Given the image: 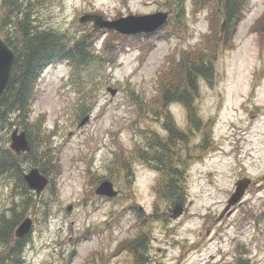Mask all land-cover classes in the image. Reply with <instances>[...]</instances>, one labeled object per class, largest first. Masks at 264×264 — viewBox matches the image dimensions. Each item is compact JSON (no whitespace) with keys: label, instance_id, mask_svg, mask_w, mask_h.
Instances as JSON below:
<instances>
[{"label":"rangeland","instance_id":"1","mask_svg":"<svg viewBox=\"0 0 264 264\" xmlns=\"http://www.w3.org/2000/svg\"><path fill=\"white\" fill-rule=\"evenodd\" d=\"M43 1L41 26L74 37L92 26L79 22L85 14L114 20L169 11L160 0ZM246 1V14L228 43L221 41L217 16L201 7L193 11L192 0H186V18L177 30L162 28L139 41L115 32L127 38L118 43L110 65L76 71L62 62L44 71L31 121L41 120L54 171L40 197L44 204L26 216L33 227L20 264H234L240 254L249 264H264V31L259 24L264 0ZM110 33L96 40L101 55ZM214 46V77L197 78L193 112L180 104L164 106V83L172 90L186 86L183 57ZM110 87L117 89L115 95ZM82 103L91 108L80 127ZM167 122L182 140L168 144ZM150 144L152 164L136 154L151 151ZM163 147H169L170 166L183 173L186 187L183 202L173 208L157 193L161 174L154 166L160 164L155 148ZM245 176L255 184L220 220L235 183ZM108 178L120 193L114 199L95 194ZM12 181L0 176V216L9 217L20 202ZM139 234L146 260H137L131 248ZM1 251L0 244V259H6Z\"/></svg>","mask_w":264,"mask_h":264},{"label":"trees","instance_id":"2","mask_svg":"<svg viewBox=\"0 0 264 264\" xmlns=\"http://www.w3.org/2000/svg\"><path fill=\"white\" fill-rule=\"evenodd\" d=\"M160 1L162 8L173 10V14L163 29L177 30L183 25L186 18V0ZM46 2L43 0H0V35L5 37L7 44L15 52L10 80L0 98V176L12 178L13 190L22 195L20 202L10 208L9 217L4 215L5 213L0 216V244L2 250L4 249V253L2 251L1 253L6 256V259H0V264L6 260L20 264V261L23 260L24 245L28 237L16 239L15 230L28 215L31 207L44 204V201L29 189L24 175L33 167L39 168L41 173L46 176L50 175V171H54L53 161L55 160L51 154V148L47 146L48 137L43 134L44 132L40 128L41 120H36L34 123L31 121L32 108L37 96V84L43 71L48 66L61 62H67L76 71L83 67L101 65L102 63L110 65L115 61L118 43L123 40V36L115 32L110 33L104 43V54L101 55L96 50V40L99 39V34L108 31H95L89 25L85 32L80 35L76 34L74 37V35H68L67 32L41 26L37 16L40 14L39 9ZM199 7L209 9L217 16L221 22V31L224 26L221 41L228 43L234 28L246 14L247 1L192 0L193 11L198 10ZM259 24L262 26L261 30L264 31V15ZM146 36L150 35H136L134 38L139 41ZM218 46H214L213 49L215 50L213 51L207 48L195 50L193 53L188 51V54L183 57L185 63L183 65L187 69L186 75L183 76L186 86L172 90L170 85L162 83L163 91L160 101L164 106L175 102L182 103L193 112V102L198 90L197 78L201 77L207 81L213 79ZM164 70V74L169 77L170 72L167 71V68ZM89 108L91 107L82 103L81 119L90 111ZM16 127L27 133L30 152L17 154L11 150L10 136ZM166 127L170 129L169 122L166 123ZM177 138L182 140L179 133H170L168 144ZM150 148L151 151L145 153L137 149L136 154L139 158H144L152 164L155 161L151 155L153 154L152 144H150ZM155 153L160 155L157 158L160 164L154 163L155 168L160 170L161 174L157 187L158 197L161 203L169 202L173 208L181 204L185 198L186 187L182 180L183 173H179L178 169L170 166L169 147H163L158 152L155 148ZM124 166L121 165L122 170H125L126 167ZM116 173L118 174V172ZM129 176L130 169L126 180L131 181L128 179ZM116 178L117 176L114 180ZM108 179L114 181L112 178ZM172 208L170 209L172 210ZM168 215V212L160 213L159 220H165V216ZM250 216L251 219L254 218V215L250 214ZM150 217L151 221L156 220L153 215ZM144 240V236L139 234L135 240L130 241L137 260L138 258L143 259V257L146 260ZM234 264H249V261L240 254Z\"/></svg>","mask_w":264,"mask_h":264},{"label":"water","instance_id":"3","mask_svg":"<svg viewBox=\"0 0 264 264\" xmlns=\"http://www.w3.org/2000/svg\"><path fill=\"white\" fill-rule=\"evenodd\" d=\"M167 11H158L156 13L147 15H129L124 17H119L114 20L105 19L99 14H85L79 18L81 24L91 23L95 31L99 30H109L117 32L124 36H132L138 34H152L163 27L170 15ZM15 60L14 50L7 44L5 38L0 35V98L5 92L13 64ZM108 91L112 95H115L117 89L108 88ZM90 116L85 117L81 123L80 127L88 122ZM10 148L17 154L27 153L30 151V144L27 138V133L25 131H20L16 128L11 134ZM24 179L29 186V188L36 192L38 196L47 188L49 184V178L43 175L38 168L31 169L28 173L24 175ZM252 184V179L245 177L239 179L235 183V191L228 200V205L224 213L242 203V199L246 194L247 189ZM96 194L108 198H114L118 196V191L115 189L114 184L109 180H104L96 189ZM71 211L72 207H68ZM231 211L228 214H231ZM33 227V220L30 217H26L15 231V236L17 238H23L27 236ZM14 264V263H8Z\"/></svg>","mask_w":264,"mask_h":264},{"label":"flooded vegetation","instance_id":"4","mask_svg":"<svg viewBox=\"0 0 264 264\" xmlns=\"http://www.w3.org/2000/svg\"><path fill=\"white\" fill-rule=\"evenodd\" d=\"M173 104H174V103H173ZM179 104L182 105L181 103H179ZM182 106H183V105H182ZM183 107H184V106H183ZM184 108H185V107H184ZM184 112H185V115L187 114V118H188L189 115H188V113L186 112V110H185ZM187 118H186V119H187ZM169 132H170V133H173V132H176V131H175L174 129L170 128V129H169ZM245 177H246V176H245ZM243 178H244V177H243ZM253 184H255V183H253ZM252 186H253V185H252ZM252 186H251V187H252ZM251 187L248 189V191L251 189ZM248 191H247V192H248Z\"/></svg>","mask_w":264,"mask_h":264}]
</instances>
